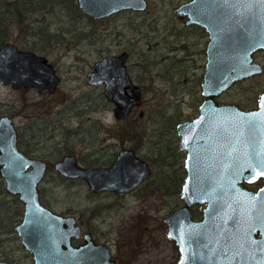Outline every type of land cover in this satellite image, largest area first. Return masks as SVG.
Masks as SVG:
<instances>
[{"label": "water", "instance_id": "obj_1", "mask_svg": "<svg viewBox=\"0 0 264 264\" xmlns=\"http://www.w3.org/2000/svg\"><path fill=\"white\" fill-rule=\"evenodd\" d=\"M78 1L83 11L95 18L149 5L148 0ZM176 11L185 23L204 26L210 39L200 114L178 123L180 145L188 155V174L181 187L185 203L164 217L168 236L179 246L175 264H264V232L258 237V227L244 220L253 195L240 183L253 177L255 164L264 162L254 152L264 151V109L219 104L215 98L235 80L263 71L253 51L264 46V0H186ZM128 54L123 50L104 55L88 73L90 83L106 85L114 114L121 118L141 103L143 96L141 86L132 81L127 70ZM0 81L14 88L33 86L51 93L61 76L47 56L9 40L0 48ZM17 139L13 118L2 115L0 174L7 189L17 193L25 206L23 219L15 228L31 250L34 264H119L111 246L96 242L90 231L84 233V241L73 243V237L81 236L82 231L76 215L54 210L40 200L39 182L48 162L25 153ZM55 166L66 176H82L94 191L118 193L129 192L152 171L148 161L131 147L121 150L111 165L83 166L76 154H65ZM206 201L203 217L194 219L191 206ZM0 264L10 263L0 260Z\"/></svg>", "mask_w": 264, "mask_h": 264}, {"label": "rangeland", "instance_id": "obj_2", "mask_svg": "<svg viewBox=\"0 0 264 264\" xmlns=\"http://www.w3.org/2000/svg\"><path fill=\"white\" fill-rule=\"evenodd\" d=\"M184 1L148 0L147 9L123 8L108 17L93 20L86 15L72 23L63 15V20L50 22L52 29L73 28L58 33L53 41L39 33L26 36L27 25L12 28V40L24 48L34 41L37 47L47 45L34 49L50 57L62 76L58 91L50 97L32 87L14 89L0 81V115L13 113L19 124L41 111L59 117L60 125L53 136L40 138L39 152L54 159L68 146L95 164H103L121 145L136 144L133 135L147 128L138 153L152 161L154 171L134 191L120 196L111 191L93 192L83 178H64L52 168L40 187L44 204L76 214L84 229L110 244L113 255L123 264H175L179 256L163 217L183 201L179 192H167L166 181L172 175H183L185 156L176 124L168 118L184 119L198 113L207 61L205 47L210 38L200 24H185L178 16L175 6ZM32 18L36 29L57 19L47 16L43 22L40 18L44 13L38 11ZM123 48L129 50L131 71L143 86L141 104L146 113L137 122L133 117H139V109L133 117L118 120L113 104L99 95L101 89L87 82L86 73L94 60ZM257 56L264 64V49ZM262 89L264 72L234 83L218 98L249 106L253 93ZM4 182L0 175V256L11 258L15 264H32L31 252L13 230L21 219L16 210L24 206L18 196L6 190ZM172 186H177L175 181Z\"/></svg>", "mask_w": 264, "mask_h": 264}, {"label": "flooded vegetation", "instance_id": "obj_3", "mask_svg": "<svg viewBox=\"0 0 264 264\" xmlns=\"http://www.w3.org/2000/svg\"><path fill=\"white\" fill-rule=\"evenodd\" d=\"M78 1V0H77ZM186 1V0H185ZM184 1V2H185ZM181 3H183V2H181ZM180 3V4H181ZM179 5V4H178ZM177 6V5H176ZM175 6V7H176ZM176 9V8H175ZM83 10V9H82ZM177 12V11H176ZM86 13V12H85ZM178 14V13H177ZM89 15V14H88ZM179 16V15H178ZM108 17V16H107ZM180 17V16H179ZM182 18V17H181ZM183 19V21H184V19L185 18H182ZM185 23V22H184ZM186 24V23H185ZM187 24H199L198 22L197 23H187ZM201 25V24H200ZM202 26V25H201ZM202 27H204V26H202ZM205 28V27H204ZM206 29V28H205ZM207 30V29H206ZM208 32V31H207ZM208 34H209V32H208ZM210 39V38H209ZM7 41H9V40H7ZM10 41H12V42H14V43H17V45L18 46H20L19 45V43L18 42H15V41H13V40H11L10 39ZM209 41V40H208ZM4 45V44H3ZM207 45H208V43H207ZM207 45H206V47H207ZM1 47V46H0ZM21 48H24V47H22V46H20ZM205 47V48H206ZM24 49H31V50H34V51H36L35 49H33L32 47H27V48H24ZM262 49H264V46H262V47H260V48H258V49H256V50H254L253 51V56L255 57V59L256 60H258L260 63H261V65L263 66V71H261V72H259V73H253L252 75H250V76H245V77H242V79H246V78H253V77H255V76H260V75H262L263 74V72H264V64H263V62H261L259 59H258V56H257V53H259ZM123 50H126L127 52H129V50H127V49H125V48H123L122 50H119L118 52H113V53H121ZM37 52V51H36ZM39 52V51H38ZM37 52V53H38ZM39 53H42V52H39ZM113 53H109V54H113ZM42 54H44V53H42ZM45 55V54H44ZM105 55H107V54H105ZM46 56V55H45ZM102 56H104V55H102ZM48 57V56H47ZM49 59H50V57H48ZM100 58H102V57H100ZM100 58H98V59H100ZM129 58H130V52H129V54H128V57H127V59L125 60V62H126V64H127V70H128V72L130 73V76H131V79H132V81L134 82V83H138L140 86H141V91H142V94H143V86H142V84L141 83H139L138 81H137V79H136V75L134 74V73H132V71H131V69H132V64H131V62H129ZM206 58H207V48H206ZM98 59H96V60H98ZM51 60V59H50ZM96 60H94L93 62H92V66H91V68L87 71V73H86V75H87V82L90 84V85H92V86H95V87H98V88H100L101 89V92H100V94L99 95H102L103 97H106V99L109 101V103H111V104H113V114H114V103L110 100V99H108V96L105 94V84H103V83H101V84H95V83H90L89 82V75H88V73L93 69V65H94V62L96 61ZM207 60H208V58H207ZM51 62L54 64V62L51 60ZM207 62V61H206ZM54 66H55V64H54ZM205 66H206V64H205ZM55 68H56V71H57V73L59 74V72H58V69H57V66H55ZM206 71V70H205ZM205 73V72H204ZM204 75V74H203ZM203 75H202V78H203ZM59 76H61V74H59ZM202 78H201V80H202ZM242 79H240V80H235L233 83H231V86H229V87H227L226 89H224V90H222L221 91V93L223 92V91H225V90H228L229 88H231L232 87V85L234 84V83H236V82H238V81H241ZM61 80H62V76H61ZM203 81V80H202ZM202 81H201V84H202ZM61 84V81H60V83L57 85V89H56V91H54V92H49V91H45V92H42V91H38L36 88V91L39 93V94H41V95H47V96H51V95H54V94H56V92L58 91V89H59V85ZM8 85H10L11 87H12V84H8ZM29 87H32V88H34L33 86H29ZM29 87H25V86H20V87H18V88H14V87H12V88H14V89H20V88H29ZM201 89H202V86H201ZM202 92V91H201ZM221 93H219L218 95H216L215 96V98H216V100L219 102V104H222V103H228V104H232V103H237L241 108H244V109H247V110H254V109H258V108H260V107H262L263 109H264V98H263V95H264V89H262V90H259L258 92H254L253 93V99H254V101H253V104H251V105H249V106H241L240 104H239V102H235V101H221V100H219V95L221 94ZM143 97H144V94H143V96H142V101H143ZM203 98H204V95H203V93H202V98H201V100H200V104L198 105V108H197V112L198 113H196L194 116H190V118H184V119H178V118H176L175 116H170L169 118H168V122H171V124H176V127H177V133H178V123L180 122V121H182V120H187V119H191V118H195L196 116H198L199 114H200V112H199V108H200V105H201V103L203 102L202 100H203ZM142 103V102H141ZM141 103H139V104H137V105H133L132 106V108H131V110H130V112L128 113V115H126V117H118V116H115V114H114V116H115V118H117L118 120H127L128 118H131V117H133V113L134 112H136L137 111V109H139V112H138V115H139V117H133V119L137 122L140 118H143V117H145V113H146V108L145 107H143V105L141 104ZM85 109V108H84ZM4 114H7V115H10L12 118H13V121L15 122V126H16V129H17V132H18V139H17V142H18V144H19V147H20V149H22L25 153H27L28 155H30L31 157L33 156V157H37V158H41V159H44L46 162H48V166H47V168H46V170H45V175H44V177H43V179L39 182V195H40V200H41V202H42V204L43 205H47L46 203L44 204V202H43V200H42V194H41V182L42 181H44V179L46 178V176H47V172L52 168V169H55L57 172H59L64 178L66 177V178H70V179H76V178H83L82 176H76V177H69V176H66V175H64L63 173H61L57 168H56V166H55V163H56V161L57 160H59V159H61V158H63L64 157V155L65 154H76V156H77V160L79 161V163L80 164H82L83 166H86V165H90V166H107V165H111L115 160H116V157H117V155H118V153L121 151V150H123V149H128V147H131V148H134L135 149V152L137 153V155H140L142 158H144V159H146L147 161H148V163H149V165H150V167L152 168V171H151V173H150V175L148 176V177H146V178H144V180L142 181V182H140V184L141 183H143L145 180H147L150 176H151V174L153 173V171H154V168H153V164H152V161L151 160H149L147 157H144V156H142L140 153H138V149H139V146L141 145V144H143V141H144V139H145V137H146V135H147V133H148V131L146 132V135H144L145 137L143 138L141 135H142V130L144 129V128H146V127H143L142 129H140V132H139V134H138V136H137V134L135 133L134 135H133V138H137V143L136 144H133L132 146L131 145H125V144H123V145H121V147H120V149L116 152V153H114L113 154V156L111 157V158H109V160H107V162H105V163H101V164H95L94 162H93V160H91V159H87L85 156H83V155H80V153H79V151H77V150H74L73 148H70V147H68V146H64V147H62V152H60L59 153V155L58 156H56L54 159H52V156H50L49 154H47V153H45V152H39L38 151V143H39V141L41 140L40 138H42L44 135H46V134H49V135H51V136H53V134L57 131L56 130V128H58V126L60 125V119H59V117L55 114H52L51 116L50 115H48L47 114V112H42L41 111V113L40 114H36V115H30L28 118H27V120L26 121H24L23 123H21V124H19V123H17L16 121H15V115L13 114V113H4ZM4 114H1L0 115V117L2 116V115H4ZM49 116H50V118L51 119H48L49 118ZM263 118H264V114H263ZM135 122V123H136ZM146 130H147V128H146ZM178 135H179V137L181 138V136H180V134L178 133ZM132 137V136H131ZM179 145H180V139H179ZM180 148H182L183 150H184V162H183V166H184V173H183V175H181V177H178L177 175L176 176H174V175H172L171 176V179H170V181L168 182V181H166L167 182V192H169V193H175V192H179V194H180V197L182 198V196H181V190H182V184H183V182H184V180L186 179V175L188 174V171H187V166H185V161H186V158H187V151L180 145ZM262 151V149L260 150V152ZM256 154H257V156L260 158V159H262V160H264V154H263V152H258L257 150L256 151H254ZM254 159H256V157H254ZM95 161V160H94ZM93 162V163H92ZM256 165V167H255V174L253 175V177L252 178H243V179H241V181H240V183L246 188V189H248V190H250L251 192H252V195H253V203H252V205H250V204H248V206L245 208V211H244V220H245V222L246 223H253V224H255L258 228H257V230H256V235L258 236V237H260V236H262V234H263V232H264V162H260V163H257V164H255ZM1 175V174H0ZM3 176V175H2ZM4 177V176H3ZM84 179V178H83ZM4 180H5V178H4ZM85 180V179H84ZM86 181V180H85ZM176 182V184H177V186H172L171 187V183L172 182ZM87 182V181H86ZM140 184L139 185H137L136 187H134L133 189H131L129 192H126V193H118L117 191H114V190H111V189H109V190H98V191H111V192H113V193H115L117 196H120V195H126V194H128V193H130V192H132V191H134V189H136L137 187H139L140 186ZM179 185V186H178ZM4 186H5V188H6V190L10 193V194H14V195H16V196H18V194L17 193H11L8 189H7V185H6V182H4ZM90 187V186H89ZM171 188L170 190L168 189V188ZM91 189V188H90ZM179 189V190H178ZM92 190V189H91ZM93 192H98V191H94V190H92ZM18 199L22 202V200L20 199V196H18ZM183 199V201H182V203L180 204V205H178V206H176V207H174V210L176 209V208H178V207H180V206H182V205H184V203H185V199L184 198H182ZM22 204H23V202H22ZM208 204V201H206L203 205H201L199 202H195V204H193L192 206H191V209H193V218L195 219V218H197V219H201L202 217H203V206H205V205H207ZM23 206H24V204H23ZM49 207H51L50 205H48ZM24 208H25V206L23 207V208H18L17 210H16V214H19V216L21 217V219L17 222V223H15L14 224V226H13V230L14 231H16L17 232V234L20 236V238H21V242H22V245L25 247V245H24V243H23V238L21 237V235L19 234V232H18V230H17V228H15V226L19 223V222H21L22 221V219H23V212H24ZM52 208V207H51ZM54 209V208H53ZM55 210V209H54ZM174 210H172L171 212H173ZM58 211V210H57ZM59 212H61V211H59ZM171 212H169L168 214H170ZM197 212H200V216H197L196 214H197ZM62 213H65V212H62ZM67 213H71V214H74V213H72V212H66L65 214H67ZM168 214H166L165 216H167ZM76 215V214H75ZM164 216V217H165ZM76 217H77V215H76ZM164 217H163V221H164ZM76 223L77 224H80L81 226H82V231H81V233H80V235L81 236H79V237H73V243L74 244H79L80 242H82V241H84V233L85 232H91V235H93V237L95 238V241L96 242H100L98 239H97V237L93 234V232L91 231V230H86V229H84V225L83 224H81V222L79 221V219H78V217H77V221H76ZM165 223H166V221H165ZM1 224V223H0ZM167 224V223H166ZM2 225V224H1ZM167 229H168V224H167ZM167 233H168V231H167ZM171 239H173V238H171ZM174 240V239H173ZM174 241H176V240H174ZM101 242H104V241H101ZM106 243V242H105ZM176 243H177V241H176ZM108 244V243H107ZM108 245H110V244H108ZM111 246V245H110ZM177 247H178V252H179V246H178V243H177ZM25 249H28L30 252H31V250L29 249V248H27V247H25ZM111 249H112V246H111ZM31 254H32V252H31ZM112 255H113V251H112ZM179 256H180V252H179ZM179 256H178V258H179ZM113 257L116 259V261L119 263V264H123L120 260H119V258H117V257H115V255H113ZM177 258V259H178ZM32 259H33V261H32V264H34V262H35V259H34V257H33V254H32ZM176 259V260H177ZM0 260H7L10 264H15V261L14 260H12L11 258H7V257H1L0 256Z\"/></svg>", "mask_w": 264, "mask_h": 264}, {"label": "trees", "instance_id": "obj_4", "mask_svg": "<svg viewBox=\"0 0 264 264\" xmlns=\"http://www.w3.org/2000/svg\"><path fill=\"white\" fill-rule=\"evenodd\" d=\"M36 11L44 13V18H40L43 22L47 19V16H53L57 19H50L47 21V27L40 26L36 29L34 24L36 20L32 18ZM63 15L65 16L64 18L69 17L71 23L86 15L93 20L98 19L85 13L77 0H0V46L5 44L7 40H12L14 37L12 28L15 24L19 26L27 25L26 36L27 34L39 33L42 38L53 41V39L58 38V33H63V31H69L73 28L69 25V27L64 26L52 29V23L50 22L63 20ZM16 40L19 41L18 38ZM46 46L38 47L44 48ZM30 47L33 49L38 48L35 41ZM146 132L147 130L144 128L141 135L143 138ZM168 189L170 190L171 188L169 187Z\"/></svg>", "mask_w": 264, "mask_h": 264}]
</instances>
